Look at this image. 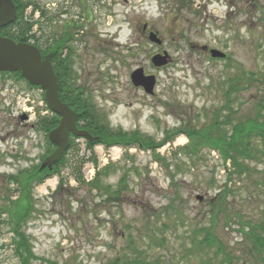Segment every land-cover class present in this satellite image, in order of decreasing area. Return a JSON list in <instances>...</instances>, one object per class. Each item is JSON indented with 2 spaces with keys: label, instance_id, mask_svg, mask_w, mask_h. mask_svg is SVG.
<instances>
[{
  "label": "rangeland",
  "instance_id": "rangeland-1",
  "mask_svg": "<svg viewBox=\"0 0 264 264\" xmlns=\"http://www.w3.org/2000/svg\"><path fill=\"white\" fill-rule=\"evenodd\" d=\"M48 1L54 2L58 30L66 29V20L81 27L70 43L75 83L113 128L158 141L184 122L201 127L226 101L232 79L249 73L256 79L235 92L231 104L244 116L264 98V0H191L189 5L179 0ZM143 24L157 32L160 44L148 41ZM51 28L45 27L46 34ZM30 29L37 36L39 28ZM211 48L226 56L210 57ZM164 53L167 63L154 66L151 57ZM137 67L155 76L153 95L130 82ZM46 108L40 88L12 73L0 74V208L3 196L17 194L7 175L40 167L54 149L36 124L39 116L50 114ZM187 140L179 133L155 150L102 144L90 149L84 139L74 138L59 174L31 191L34 209L23 230L42 257L31 264H127L126 258L138 254L152 264H227L216 246L196 245L203 234L194 231L211 222L225 251L234 256L231 264H264V250L261 261L243 238L244 223L264 221V157L247 160L248 170L240 177L233 171L228 175L223 168L232 169L230 161L206 146L189 160L173 157L176 165L164 160ZM255 144L262 146L258 139ZM110 162L112 169L99 178L98 190L87 186L90 170L94 176L96 165ZM78 167L82 183L74 178ZM61 176L63 185L56 191ZM122 177L124 191L108 199L101 187L109 184L112 194ZM225 184L227 196L215 216L218 195L224 194L217 193ZM2 217L0 264H19Z\"/></svg>",
  "mask_w": 264,
  "mask_h": 264
},
{
  "label": "trees",
  "instance_id": "trees-1",
  "mask_svg": "<svg viewBox=\"0 0 264 264\" xmlns=\"http://www.w3.org/2000/svg\"><path fill=\"white\" fill-rule=\"evenodd\" d=\"M179 1L182 3L185 2V0ZM36 7L37 5L34 3V9ZM75 28H78L77 30H79L81 27ZM16 29L19 31L20 35L23 36V40L28 41V38L25 36L30 30V26L21 23ZM69 35L71 39H73L71 33H65V31L62 32L59 51H55V47H52L50 49L42 50V54H47V52L51 50V61L59 84V97L61 101L68 104L69 107L76 112V125L79 128L85 129L95 138L93 142L85 141L88 148L91 149L96 144H102L106 148L118 145L125 147L126 149H128L129 146H137L155 150V147L159 145L172 142L179 133H185L188 139L186 144L174 148L168 156H165L166 158L159 155L158 157H164L166 162L176 165V163L173 162V157L186 161L182 157L189 160L198 154L199 149L202 146H206L209 150L217 149L223 158L229 160L232 169L229 166L226 168L227 164L224 165L223 169L228 175L233 171V174L237 177H240L248 170L246 163L247 160L256 159L259 156L264 157V98L261 96L256 101L254 108H252L253 110H251L248 115H245L246 113H244V116H242L241 112L239 113V106L234 107L231 104L233 101L232 95L240 89L248 87L249 82L256 79L252 73H249L250 76L248 75L247 77H244V79L241 76H236L232 79L228 84V88L225 90L224 97L226 101L216 110L215 115L211 118L209 123H204L201 127H190L189 122H184L171 130H167L163 138L155 141L153 138L139 133L136 130L126 132L121 128H113L109 125L106 119H103V116L97 112L94 104L85 94L83 87L75 83L76 74L72 69L73 57L71 53L73 50H69L65 56H62L64 53L63 46L65 47L69 43ZM6 73H12L18 78L24 79L19 75L18 71L0 72V74ZM27 84L32 87L40 88L39 86L31 85L28 82ZM225 109L227 110L226 113L222 117H219L220 111ZM58 119L59 116L57 114L50 112V114L45 116H39L36 120V124L45 132L47 138V132L58 124ZM220 126H230V128L229 130H220L218 129ZM195 136L197 137V140H194ZM73 139V137H70V145H72ZM256 139L262 144L261 147L256 146ZM48 143L52 146L50 141ZM49 151L50 149L47 150V152ZM125 152L127 153V151ZM64 156L65 153L56 163H54L51 169H40V167L37 166L34 168L20 169L14 174L7 175L6 182L8 184H13V191L17 194L15 197L9 193L3 196L0 217L2 214L5 215L2 219L8 225L9 231L11 232L12 236L10 238V244L12 245L13 253L17 257L19 264H31L32 260L42 259V257L35 255L33 252L32 245L27 234L23 230V226L29 220L32 210L34 209L33 194H31L33 187L37 184L43 183L48 177H51L54 174H59V169L64 162ZM110 164L111 162L101 167L96 165L94 176L90 180V183L86 185L90 186L92 189L95 188L98 190L101 185L100 184L98 187L99 178L103 175H107L109 170L112 169L110 168ZM79 168L80 167H78L73 174L76 181L82 183ZM63 179L64 178L61 176L56 191L62 187ZM125 184L123 177L120 178V185L114 188L112 194L109 190V184L101 188H103L104 191L106 190L108 199L115 200L120 197L122 190L124 191ZM225 189L226 184L217 194L223 192ZM176 195L177 191L174 192V196ZM226 196V193L218 195L217 210L216 212H212L215 216L218 215L217 211L220 212L219 209L223 207ZM214 224V222H211L210 225L201 226L194 231V235L197 234L198 231L203 234V236L196 241V245L200 249H203V247L211 248L216 246L220 252H224V261L227 264H231L234 256L229 250L225 251V247H223L221 240H219L217 234L214 233ZM243 226L248 228V230L245 231L246 234L243 238L250 243V250H255L257 257L263 261V258L260 256V251L264 250V221L260 223H244ZM249 228L251 229L250 231ZM250 232L251 235L248 236ZM125 262L127 264H152L149 259L141 254L135 255L129 259L126 258ZM103 264H109V262Z\"/></svg>",
  "mask_w": 264,
  "mask_h": 264
},
{
  "label": "water",
  "instance_id": "water-1",
  "mask_svg": "<svg viewBox=\"0 0 264 264\" xmlns=\"http://www.w3.org/2000/svg\"><path fill=\"white\" fill-rule=\"evenodd\" d=\"M14 18L15 9L12 1L0 0V28L10 23ZM143 27L145 28L146 25ZM148 39L156 44L161 43L155 31L148 33ZM209 54L212 58L225 56V53L214 48L209 49ZM167 61L166 53L156 54L151 58V62L155 66L165 65ZM1 71H18L19 75L28 80L30 84L40 86L43 89V99L47 107L59 115L58 124L47 133L48 139L55 145V148L43 158L40 169H51L54 163L60 159L69 146L70 133L86 138L89 142L95 140L86 130L76 126V112L61 101L57 76L51 62V53L42 57L36 46L22 40L14 41L8 37L0 36ZM130 81L134 86L141 87L145 93L154 94L155 76L145 74L142 67L132 70ZM196 198L201 200L202 196L197 195Z\"/></svg>",
  "mask_w": 264,
  "mask_h": 264
},
{
  "label": "flooded vegetation",
  "instance_id": "flooded-vegetation-1",
  "mask_svg": "<svg viewBox=\"0 0 264 264\" xmlns=\"http://www.w3.org/2000/svg\"><path fill=\"white\" fill-rule=\"evenodd\" d=\"M11 1L15 9V18L10 23L2 27L3 29H0V35L9 37L14 41L23 40V36L20 35L16 27H18V25H20L21 23L30 27L35 25L36 29L39 28L37 36L35 35L34 30L30 29L26 33L25 37L28 38L29 42L35 44L41 53L42 50H44L45 48V44H46V48L49 49L51 47H55V51H59V47L61 46L60 40L62 38L61 33L64 31L65 33H71L74 39L75 28L74 26H72L73 22L71 20H66L65 22L66 26L64 25L66 27L65 30L62 31L57 29L55 22L58 18V15L51 11L52 8L51 6L54 4V2L48 0H11ZM34 3L37 5L35 9H34ZM190 3L192 4L191 0H185L183 5L184 4L189 5ZM62 13H67L66 9L63 10ZM47 26H51L52 28L46 34L45 27ZM142 30L147 34L151 29L146 26L145 28L142 27ZM37 39H38L37 42L39 43L35 42ZM73 39H71L69 35V40H68L69 46L67 45L64 47L62 45L64 52L62 56H65L66 53L69 52V50L72 51L73 47L71 46L70 43L72 42ZM49 52H51V50H49Z\"/></svg>",
  "mask_w": 264,
  "mask_h": 264
},
{
  "label": "bare ground",
  "instance_id": "bare-ground-1",
  "mask_svg": "<svg viewBox=\"0 0 264 264\" xmlns=\"http://www.w3.org/2000/svg\"><path fill=\"white\" fill-rule=\"evenodd\" d=\"M49 181H52V179H51V180L49 179L48 182H49Z\"/></svg>",
  "mask_w": 264,
  "mask_h": 264
},
{
  "label": "built area",
  "instance_id": "built-area-1",
  "mask_svg": "<svg viewBox=\"0 0 264 264\" xmlns=\"http://www.w3.org/2000/svg\"><path fill=\"white\" fill-rule=\"evenodd\" d=\"M91 173H92V170H91Z\"/></svg>",
  "mask_w": 264,
  "mask_h": 264
}]
</instances>
